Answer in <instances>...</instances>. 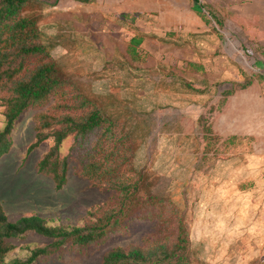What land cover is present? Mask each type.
I'll return each mask as SVG.
<instances>
[{
	"label": "rangeland",
	"instance_id": "374dc122",
	"mask_svg": "<svg viewBox=\"0 0 264 264\" xmlns=\"http://www.w3.org/2000/svg\"><path fill=\"white\" fill-rule=\"evenodd\" d=\"M43 4L44 0H28L21 14L36 21L40 42L64 82L59 89L61 103L72 108L62 112L87 111L73 108L79 104L77 96L91 101L117 124L115 134L128 136L123 143L128 152L124 154L120 143L114 146L115 138H101V132L84 140L70 134L59 147L61 157L68 158V170L66 183L57 189L52 178L39 171L53 137L30 149L36 142V115L58 100L51 96L45 105L28 107L15 120L11 148L0 157L2 210L9 221L37 215L48 226L68 229L103 218L121 197L118 188L108 184V177L98 185L88 173L82 174V162L96 158L83 156L98 141L107 147V154L124 161L121 172L130 175L132 183L137 180V191L128 207L131 214L103 241L85 247L67 241L32 264H100L117 247L150 248L155 238L170 247L180 231L188 239V264H264V152L253 153L244 144L228 154H205L198 121L209 120L210 107H218L222 90L241 80V72L264 71L260 56L264 36L259 38L252 30L259 33L258 23L248 25L228 15L213 20L212 30L219 36L212 32L193 40L197 56L207 66V74L197 77L183 71L189 57L196 55L194 50H175L155 36L143 46L146 61L132 60L125 51L131 28L122 26V30L105 20L90 19L75 33L64 27L67 23L50 28ZM186 82L205 89L197 93ZM3 110L0 99V130L5 125ZM100 207L104 210L98 211ZM9 241L14 248L3 264L25 261L33 249L49 247L53 239L30 231Z\"/></svg>",
	"mask_w": 264,
	"mask_h": 264
},
{
	"label": "trees",
	"instance_id": "16d2710c",
	"mask_svg": "<svg viewBox=\"0 0 264 264\" xmlns=\"http://www.w3.org/2000/svg\"><path fill=\"white\" fill-rule=\"evenodd\" d=\"M27 2L28 0H0V99L5 117V125L0 130V157L11 148L10 134L18 116L26 108L41 107L49 102L51 96L56 97L58 100L54 105L36 115V142L30 149L49 136L53 137V145L39 162V171L50 176L56 188L60 189L66 183L68 158L61 157L59 147L67 136L73 134L76 139L84 140L87 135L101 132V138H115L114 146L120 143L122 148L128 136L121 132L115 134L117 124L104 117L94 103L82 96H77L79 104L73 108L87 111L81 114L62 112L63 109L72 108V104L61 103L62 94L59 89L64 82L58 75L55 62L50 59L45 46L40 42L41 34L36 21L21 14V9ZM209 15L211 18L205 12L197 14L198 18L187 16L190 27L194 31H206L212 20L216 21L214 15ZM134 20V16H128L124 21L133 25ZM214 31L217 32L216 29ZM143 40L144 36L140 32H133V36L126 42L125 51L132 60L144 59L140 52ZM32 58L36 59L35 63L29 61ZM186 67L188 72L203 70L201 65L194 63H188ZM242 78V81L233 82L229 89L221 92L218 107L215 109L211 106L209 109V120H204V117L198 119L202 125L205 154H228L244 144L249 145L252 151L264 147V71L242 73ZM186 87L194 89L189 82H186ZM107 151V147L98 141L94 150L83 156L84 159L88 156L96 158H87V162H82V174L88 173L90 180L98 181L93 183L102 185L103 177H108V184H114L119 190L121 201L104 212L105 218L103 216L96 222L68 229L48 226L37 215L9 221L0 204V264H3L5 255L14 248L9 241L11 238L32 231L53 239L49 247L33 249L25 261L15 259L10 263L32 264L39 256L52 253L67 241L75 247L103 241L124 217L131 214L128 207L134 204L132 197L137 191V180L132 183L130 175L121 172L124 161L119 162L117 158L111 157L113 153L110 152L109 155ZM123 151L127 155L128 148L124 147ZM124 154L122 157L127 160ZM103 210V207L98 209ZM179 227L183 228L181 222ZM187 248L188 239L180 231L170 247L165 243L158 244L156 238L150 248H143L145 250L138 247H117L108 251L100 264H188L190 259Z\"/></svg>",
	"mask_w": 264,
	"mask_h": 264
},
{
	"label": "crops",
	"instance_id": "0c3cea01",
	"mask_svg": "<svg viewBox=\"0 0 264 264\" xmlns=\"http://www.w3.org/2000/svg\"><path fill=\"white\" fill-rule=\"evenodd\" d=\"M43 5L45 6L44 15L46 19L49 18L47 21L50 28H56L67 23L68 25L66 24L67 26L64 25V27L75 33L82 29L87 19L92 22L105 20L106 24L114 25L122 30H124L122 26L128 30L131 28L129 31L127 30L130 36L125 40V47L126 42L133 36V32H140L144 36L140 45V52L144 57L142 62H145L148 56V52L143 50V46L148 38L155 36L157 39L164 40L166 44L169 43L168 45L173 49L194 50L196 55L189 57V60L185 62L183 71L187 75L197 77H204L207 74V66L203 58L197 56L193 40L200 35H210L212 32L218 36L219 34L212 30V23L207 26V30L204 32L194 31L190 27L191 24L187 16L191 15L195 18L197 14L205 12L208 17L211 18L209 15L211 14L217 20L219 15L231 16L234 21L241 18L248 25L254 26L258 23L259 33H256V29L252 30L259 38L264 36L262 34L264 33V0H205L203 4H199L197 0H44ZM128 16H134L133 25L124 21L128 19ZM101 27L106 28L104 24ZM53 32L50 30V33ZM260 56L264 57L262 54ZM188 63L201 65L203 70L188 72L186 67ZM240 76L241 80L233 82L242 81V72ZM204 89L194 88L193 91L202 93ZM227 89L222 90V92ZM252 152L262 153L264 147L253 149Z\"/></svg>",
	"mask_w": 264,
	"mask_h": 264
},
{
	"label": "built area",
	"instance_id": "2783aa9c",
	"mask_svg": "<svg viewBox=\"0 0 264 264\" xmlns=\"http://www.w3.org/2000/svg\"><path fill=\"white\" fill-rule=\"evenodd\" d=\"M199 4H203L205 0H197Z\"/></svg>",
	"mask_w": 264,
	"mask_h": 264
}]
</instances>
